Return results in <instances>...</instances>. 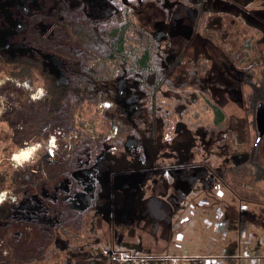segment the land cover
I'll return each instance as SVG.
<instances>
[{
    "label": "trees",
    "instance_id": "trees-1",
    "mask_svg": "<svg viewBox=\"0 0 264 264\" xmlns=\"http://www.w3.org/2000/svg\"><path fill=\"white\" fill-rule=\"evenodd\" d=\"M95 4V10H107L101 0ZM116 6H119V9L122 5ZM60 13L56 10L51 12L48 18L52 23L49 22L42 30L33 26V23L30 27L28 25L26 29L30 44L26 45L37 49L42 58L58 49L65 48V51L69 52V39L75 36L77 43L74 51H80L86 57L82 56V59L74 61L66 60L75 63L72 65L75 73L69 71L64 77V84L56 86L52 73H42L43 64L36 57L22 60L0 58V76H4V79L0 80V87L12 93V100L6 102V108L2 112V120L12 130L11 141L21 144L20 147L35 143L41 158L37 165L41 164L43 168H39L44 169L48 175L47 183H38L36 193L24 190L17 196L36 197L40 201L48 197L47 200H51L58 189L53 188L54 191L49 193V187L64 184L74 175V179H77L78 174L81 177L82 171L79 173V168L82 165L79 164V158L85 154L91 156H87V159L96 158L91 169L104 157L110 159L115 180L119 184H129L128 194L130 189L136 190L137 185L144 187L150 180L148 171L151 170L136 168L135 157L143 147L150 150L158 145L166 152H171L174 148L160 137L161 128L173 132L174 126H181L180 131L189 132L192 138L195 131L199 130L204 132L206 138L212 137L218 145H225L230 151L234 150L235 131L231 128L223 109L206 95L208 93L203 96L208 107L212 109V123L204 122L193 129L185 123L184 114L188 108L184 103V86H175L168 61L176 56H172L173 52L169 51L167 46L161 47L156 40L141 32V28L133 20L132 11L123 12L121 8L119 13H112L107 17L101 15L106 27L99 26L101 23L80 18L71 22V25L68 22L71 15L64 13L66 16L63 19L58 16ZM58 62L60 70L63 63ZM254 93L264 98V77ZM140 102L149 107L146 117H135L132 114ZM161 112L164 115H161ZM79 120L89 125L87 131L76 128L75 122ZM116 122L121 128L118 133ZM124 131H127V134ZM51 140L55 146L52 148V159L47 157L50 152L47 147ZM133 140H136L139 151L132 152L136 149L133 146L132 151L122 154L107 153L109 149L123 147ZM198 143L197 139L196 144L199 146ZM198 146L196 147L200 148ZM13 153L9 145L0 151V193L13 191V178H16L19 184L24 182L30 187L33 185V178L25 174L24 168L16 167L13 162L8 163L12 160ZM206 161L210 162V159ZM75 163L78 174H75ZM218 177L233 196L243 199L248 194L246 188L249 185L264 181V165L258 158L257 147L242 160L226 162ZM259 193L264 198V189H260ZM13 211L14 208L10 205L8 209L3 208V217H0V220H9ZM32 221H24L26 227L19 237L13 239L12 236H7V241L16 249L15 257L23 255L27 260L36 258L38 264H46L42 256L43 250H47L49 235L42 231L43 227L36 231L37 224ZM6 231V224H1L0 236ZM38 233L45 240L43 244L36 241ZM241 235L245 237L243 230ZM19 238L24 243L21 246L18 243ZM247 253L251 255L248 250ZM2 255L7 260L10 257L9 254ZM259 263L264 262L259 260Z\"/></svg>",
    "mask_w": 264,
    "mask_h": 264
},
{
    "label": "flooded vegetation",
    "instance_id": "flooded-vegetation-1",
    "mask_svg": "<svg viewBox=\"0 0 264 264\" xmlns=\"http://www.w3.org/2000/svg\"><path fill=\"white\" fill-rule=\"evenodd\" d=\"M11 1V0H10ZM14 1V2H12ZM11 2L5 4L3 1L0 3V33L4 36L6 35L8 41L13 46L19 47L20 53L13 56H8L3 54L0 51V58L7 60H22L24 58L36 57L42 62V73H46L47 75L53 74V82L56 86L65 83V76L69 71L75 73L72 69V65H75L74 62H66V60H80L83 55L80 51L75 50L76 38L75 36L69 39V52L64 49H58L52 51L51 54L45 55L42 58L38 55L39 51L35 49L33 46H27L26 43L30 44L28 39L27 29L32 25L37 26L40 30H42L45 26H48V23H52L48 18L51 15V12L54 10L61 12L58 16L60 18L65 17L66 15L63 11L70 12L71 15L68 18V22H76L80 19H88L93 22L101 23L99 26L106 27V23L103 21L101 15L110 16L112 13H119L121 11L128 12L132 11L134 14L142 8L144 5L148 3H153L156 8L161 10L165 15V20L172 21L179 10L187 13L188 19L185 34H179L181 37H187V42H191L193 39H198L201 41H208V47L210 45H218L220 48L221 54L218 56L216 61L211 66H207L204 63L202 57H196L195 55H191L184 46H180L175 44L174 37L171 35H163L159 36L152 32L149 29H146L142 26L136 24L133 16V20L135 24L141 28L142 33H146L149 37H152L154 40L158 42L161 47H168L169 51L173 52L172 56H176V58L168 60L170 63V72L175 86H184L185 91V106L188 108L186 113L184 114L188 121L189 128H195L197 125L202 124L204 122L212 123V115L207 118V115H204V109H207L212 112V109L208 107V103L206 102L203 94L209 96V98L218 104L222 109L223 106L220 105V102H216V99L212 95V88H217L218 90H223L226 88L227 90V82L229 80L238 81L245 83L249 87V92L245 98V108L246 111L251 115V124L255 127L256 137L253 141L251 150L257 147V150L260 146V143L264 140V135L257 140L259 132L256 126V110L259 103L264 102V98L262 96H257L254 91L260 85L261 79L264 77V52L263 56L260 59L254 61L256 56H251L250 58L246 56L244 49L245 45L241 47H236L232 45V43H225V38L220 36L221 31L217 32L212 31L207 23L214 18L219 12L216 9L222 8L218 0H150V1H142V0H123V2H119L115 0L114 2L111 0H101L106 6L107 9L104 12H100L95 10V4L98 0H12ZM16 1H20V3H15ZM26 1L27 3H25ZM134 1V3H130ZM258 2H264V0ZM230 2L238 4V1L231 0ZM244 2V1H243ZM249 0H246L243 5L244 12L248 6ZM122 5L121 8L117 9L116 5ZM30 5L28 9H24L23 6ZM255 6V5H254ZM231 7V6H230ZM38 10V11H37ZM192 11V13H191ZM63 12V13H62ZM229 12V11H228ZM82 13V14H81ZM176 13V14H175ZM67 13V15H69ZM133 14V15H134ZM175 14V15H174ZM174 15V17H173ZM173 17V18H172ZM219 19H222V16L219 14ZM64 19V18H63ZM62 19V20H63ZM257 23H261V26L264 27L263 21L256 19ZM263 23V24H262ZM72 25V23H71ZM190 25V26H189ZM180 25L177 26V29ZM69 28V26H68ZM24 34L26 36H24ZM264 36V31H263ZM202 43V42H201ZM93 55H96L92 52ZM76 55V58H75ZM86 57V56H85ZM228 61L232 64L233 74H229L224 72L221 69V66L225 63L223 61ZM60 61L62 66L60 67L61 71V79L55 76V72L53 71L54 67H58ZM222 63V64H221ZM236 71L238 73L236 74ZM63 80V81H60ZM178 90H180L178 88ZM175 92V91H174ZM194 102H200L203 105V108H197L195 110L190 111V106ZM149 107L145 105V103L140 102L136 106L135 111L132 114L135 117H146L148 115ZM224 111V109H223ZM206 113V112H205ZM226 114V112L224 111ZM164 115L163 112L160 113ZM184 116V117H185ZM228 118V122L231 126V119L228 114H226ZM186 123V122H185ZM116 132L118 133L120 126L119 123L116 122ZM190 124H194L195 126H191ZM232 128V127H231ZM181 126H174V131H165L161 128L160 137L163 138V141L169 143L170 146H173V151H167L161 148L160 146L152 147L150 150L147 147H143L141 152L135 157L137 160L134 162L136 168L151 170L149 172L150 179L155 177L153 181L148 180L145 183L144 187H136V190L130 189L129 194L127 193L129 184H117L115 180V175L112 173V164L110 159H101L99 160L94 169L92 168V163L95 159L86 158L82 162L81 168H79V173L82 171L81 177L77 172V164L74 166L78 174L77 179H74V176L66 181L64 184H55L49 187L48 192L52 193L54 191L53 188L58 189L56 193L51 197V200H47L48 197H45L43 201H40L36 197H30L31 199H38L41 202V208L35 212H31L30 215L26 217H20V212L16 209L14 201L11 202L14 197L17 196L20 191L27 190L31 191L29 188H23L18 190H13L7 194V198L5 202H9L8 205L14 208V211L9 215V220L2 221L0 220V225L6 224L8 231L3 236H0V264H38V260L36 258H32L31 260H27L25 256L15 257V248L7 241V236H12L13 239L19 237L22 230L26 227L24 225V221H32L30 219H34L36 221H32L37 224V230L43 227L42 231H46L49 235V243L47 244L46 249L43 250L44 263L46 264H112L118 261V254L115 251L114 247H108L104 243L105 238L95 239L97 237V231L99 230V222L94 213L90 211H82L80 209L74 208V206L67 201V194L71 195L78 188H88L90 186V197L94 199L95 197H99V193L101 194V188L103 186V178L108 182V185L112 187H120L118 190L112 192L111 195V187L109 190L110 197L107 208H110L111 212L109 215V225L107 230L102 232L103 234H107V237L110 235L111 231H115L116 225L121 222L124 224L127 220L125 217L119 218L120 216H125L127 212L133 211L135 208L140 209L144 215L159 217L160 219H147V221H160L169 220L173 218V214L175 212V208L177 205L184 203L185 205L194 204L195 206H199L200 209L207 211V206L209 205V197L201 195V193L206 194L209 192V189L212 187H219V184L222 182L219 179V175H221V171L225 165V161L231 162V158L236 153V150L230 151L225 145H218L212 137L206 138L204 132H200L196 130L195 136H191L189 132L180 131ZM235 131V129H234ZM127 134V131H124ZM235 131V137H236ZM142 134V133H140ZM128 139L131 140V137L128 136ZM197 139L199 141V146L196 144ZM135 147V151L131 150V147ZM196 146L200 147L197 148ZM225 146L228 154L226 155V160H221L219 162H214L212 157H217L218 150ZM264 147V141L262 143ZM218 147V148H216ZM131 150L132 152L139 151V147L136 143V140L127 142L123 147L112 148L107 151V153L112 155L122 154L125 151ZM230 154V155H229ZM229 155V156H228ZM248 153L246 154V156ZM258 155V154H257ZM244 156L243 158H245ZM48 158L54 157V150L48 152ZM91 157V156H88ZM259 157V156H258ZM210 159V162L206 160ZM103 160V161H102ZM260 160V158H259ZM109 161V162H108ZM238 161V160H237ZM261 161V160H260ZM236 162V161H233ZM262 163V162H261ZM264 165V163H262ZM131 166L132 163H131ZM37 167H42V165H37ZM40 168V169H41ZM84 168V169H83ZM42 171H38L37 169L32 170V173H38V180L35 181V184L38 185L39 182L47 183V173L44 169ZM183 171L186 175L185 179H181L177 176V174ZM210 174L212 179L210 181L205 179H200L205 182V185H199L200 180H195V176L198 174ZM113 176V178H112ZM188 178L192 179L190 181V186L185 190V186H187ZM34 180V179H33ZM219 182V183H218ZM72 184V189L65 192V188L68 190V185ZM214 184V185H213ZM185 185V186H184ZM33 186V185H32ZM81 186V187H79ZM150 186V189L147 187ZM224 186V184H223ZM131 187V186H130ZM32 188V187H31ZM37 188L32 191V193H36ZM200 194V196H192V194ZM21 197V196H20ZM19 197V198H20ZM200 197V198H199ZM234 198L240 200L238 197L234 196ZM16 199V198H15ZM155 199V203L153 206L150 205L151 201ZM198 200L195 202V200ZM117 205V206H116ZM71 209H70V208ZM194 207L189 209V212ZM243 206H240V217L243 215ZM69 209V210H68ZM243 209V210H242ZM73 210L72 212H70ZM220 208H216V212L218 213ZM126 214H125V213ZM217 215V214H216ZM3 217V215H0ZM134 218V214L128 216V222L131 224ZM74 222L76 224L74 225ZM19 223V224H18ZM115 223V224H114ZM14 232H18L17 234ZM33 234V233H32ZM35 234V233H34ZM35 236V235H34ZM120 234L113 235V240H119ZM106 237V238H107ZM48 237H45L47 239ZM28 239V238H27ZM36 241H40L42 244L45 241L39 233L36 236ZM19 245L24 244L19 238ZM103 245L104 249H110L107 254L103 255L98 250L97 247ZM9 251V252H8ZM3 254H9L10 257L5 259ZM115 253V254H114ZM2 255V256H1ZM3 257V259H2ZM65 258L67 263H63V259ZM70 257V260H68ZM55 258V259H52ZM8 261V263H6Z\"/></svg>",
    "mask_w": 264,
    "mask_h": 264
},
{
    "label": "rangeland",
    "instance_id": "rangeland-1",
    "mask_svg": "<svg viewBox=\"0 0 264 264\" xmlns=\"http://www.w3.org/2000/svg\"><path fill=\"white\" fill-rule=\"evenodd\" d=\"M3 1L5 4H7L12 0H0V3ZM20 1H16L15 3H20ZM230 1L231 0H218L222 8L216 10L222 16V19H219V14H217L207 23V26H209L214 32L220 30V36L225 38V43L230 42L236 47L245 45L244 52L246 56L250 58L251 56L255 55L256 58L254 61H256L263 56L264 52V27L261 26V23H257L256 20L259 19L264 23V2L249 0L248 6L244 12L242 7L246 0H236L242 7ZM24 2L27 3L26 1ZM29 6L30 5L23 6V8L28 9ZM187 15V13H183L182 10H179L174 19L171 22H167L165 20L164 13L156 8L153 3H148L147 5H144L142 8H140L136 14H134V20L137 25L149 29L159 36L166 34L175 36V44L184 46L191 55H195L194 59H196V57H202L204 63L207 66H211L221 54L218 45H210L209 48L208 41H204L203 39L199 41L195 38L189 43L187 42V37L179 36V34H185L187 32L185 31L187 26L185 23H187L188 19L190 18V16L188 18ZM178 25L180 26L177 29ZM20 50L21 49L19 47L10 44L6 35L4 36L0 33V51L3 54L13 56L19 54ZM222 63L225 64L221 66V69L226 73L233 74L234 68L232 64L226 60ZM231 67L233 70H231ZM53 71L56 74L55 76L61 79V71L59 68L54 67ZM237 73L238 71H236V74ZM3 79L4 76H0V80ZM227 83V90L226 88H224L222 91L218 90L217 88H212V95L216 99V102H220V105L223 106L226 114L230 116L231 127L237 132L235 137L236 145L234 147V151L236 150V153L230 159L231 162H233L242 160L243 157L251 151L253 141L256 137V130L254 125L250 122L251 115L246 111L245 108V98L249 92L248 85L240 82V80H229ZM3 89L4 88L0 87V151L3 150V147L7 145L11 146L14 154L11 156L12 160H10L8 163L13 162L15 164L16 161L18 164H22L15 165H17L16 167L24 168L26 172L25 174L34 179L33 186L31 188L24 182L19 184L16 178H13V190L15 187V190L29 188L31 191H34L37 188L35 181L38 180V173H32L31 169L42 171L39 167H37V164L41 161L38 153L39 150H37V148L31 147H35V143L32 145L25 144L24 147H20L21 144L11 141L10 135L12 130L5 122H3L2 112L6 108V102L8 103L12 100V93L8 90L4 91ZM197 108H203V105L200 102H194L190 106V111ZM204 110L206 113L203 112V114L207 115V118H209L212 115V112L207 109ZM184 120L186 123H188L186 116L184 117ZM190 125L195 126L194 124ZM75 126L76 128H82L85 131L89 129V125L87 123H83L81 120L75 122ZM263 141L260 143V146L257 150V154L259 156L258 158H260L262 163H264V147L262 146ZM47 148L48 151H50V149L52 150V148H55V146L51 142ZM94 151L95 150L92 152L93 156ZM227 154L228 152L226 147L223 146L221 150H218L216 155L217 157H211L216 163L222 159L226 160ZM88 155L89 154H85V156L79 158L80 165H82V162L87 158ZM92 159L96 158L93 157ZM226 162L228 161H225V163ZM177 176L181 179L186 178V175L183 171H180ZM26 178H28V176ZM154 179L155 177H152L150 180L153 181ZM196 179H205L210 181L212 177L210 174L201 173L195 176V180ZM191 180L192 179L188 178L186 181L188 185H184L185 190L188 188V186H190ZM116 183L119 184L118 181H116ZM199 185H205V182L200 180ZM73 186L75 187V185L69 184L68 190L65 188L66 194L67 191L69 192V190L73 188ZM109 186L111 187V195L112 192L118 190L121 187H112L111 185H108V182L103 178V186L100 191L101 194L99 193V196L102 197L101 199L99 197L91 199L89 185L86 189L78 188L71 195L68 193L66 198L67 201L74 206V208L80 209L82 211L87 209L86 211H90L96 215L99 222V230L97 231L98 235L95 237V239L104 237V243L106 246H113L117 252L116 254H118L119 257L118 261L112 264L241 263L249 257L247 254V249L244 246L247 245L248 241L252 239L253 234L256 235L255 238L258 239V234L261 230L256 225L251 227L250 222L252 218H254V222L257 224L258 222H262L264 220V198H262L259 193L260 189L261 191L264 189V181L249 185L246 188L248 194L240 200L234 198L231 191L225 188L222 184H219L218 188L211 187L209 192L206 194L201 193V195H205L210 199L209 205L207 206V211L200 209L199 206H195L194 204L185 205L184 203H181L176 206L173 218H170L169 220H162L163 222H151L149 220L147 221V219L160 218L144 215L140 209L137 210L135 208L133 211L129 210L127 214L124 212L126 214L125 216L123 215L119 217H125L127 221L124 224H122L120 221H116L115 223L120 224H117V229L115 231H111L110 235L107 237V234H103L102 232L107 230L110 220L109 215L111 210L110 208H107L110 197ZM147 189H150V186H148ZM201 195L193 193L191 197H202ZM4 197V200L0 202V210H2L0 211V215H3V208L8 209L9 202H5V199L7 198L6 193L4 194ZM13 197L14 199L11 202L14 201L16 209H18L20 212V217H26L30 215L31 212H35L40 209L42 206L38 199H31L30 197ZM197 201L198 200L196 199L195 202ZM154 203L155 199L151 201L150 205L153 206ZM240 206H243L244 208L247 206V211L243 210L244 208L242 209L243 215L241 217L239 211ZM191 207L194 208L191 210V212H189ZM216 208H220L218 213L216 212ZM131 214H134V218L130 224L128 222V216ZM235 220L236 222L234 223ZM226 222L231 228L233 227L234 223L237 229L236 231L230 229L231 233L227 235V237H224L225 233L228 232L229 229V227L225 226V224L227 225ZM75 224L76 222H74V225ZM242 230L245 233V237L238 239V237L240 238L242 234ZM116 234L121 235L117 241L113 240L112 238L113 235ZM234 237H237L236 240L239 245H243L241 252L238 253H240L244 258L239 259L238 261L230 259L232 256L231 251H226L225 248L226 245L231 243ZM215 240H217V244H214ZM251 241L249 243L250 245H252ZM103 245L104 244L98 246L97 250L101 254L105 255L110 249H104ZM253 255H255V253H253ZM259 255L262 256L263 254ZM62 259L63 263L69 262L62 257L59 260ZM68 260H70V257H68Z\"/></svg>",
    "mask_w": 264,
    "mask_h": 264
},
{
    "label": "crops",
    "instance_id": "crops-1",
    "mask_svg": "<svg viewBox=\"0 0 264 264\" xmlns=\"http://www.w3.org/2000/svg\"><path fill=\"white\" fill-rule=\"evenodd\" d=\"M246 207L244 208L245 211ZM254 217V216H253ZM242 221V220H241ZM236 222V220L234 221V223ZM227 223V222H226ZM233 223V227L231 228L228 223L227 225L225 224L226 227H229L228 232L225 233L224 237H227V235H229L230 229H233V231H236L237 227L234 225ZM251 227H253L254 225L258 226L259 229H261L258 234V239H256V235L253 234L252 239L253 241H251L252 245H250V241H248V244L245 245L244 247H246V249L249 251L250 249V253H251V257H248L246 260L242 261L241 263H237V262H233V263H226V264H251V263H259L258 260H264V220L261 222L255 223L254 222V218H252L251 222ZM241 225V224H240ZM225 227V228H226ZM235 234V232H234ZM238 237V236H237ZM237 237H234V239L231 241V243H229L228 245H226V251H231L232 256L230 257V259L238 261V257H242L240 253L241 252V248L243 247V245H239L237 242ZM243 238V235L240 236V238L238 237V239ZM208 244V243H207ZM214 244H217V240H215ZM252 246V247H251ZM230 249V250H229ZM253 253H255V255H253ZM248 254V253H247ZM259 254H263L262 256H260ZM249 255V254H248Z\"/></svg>",
    "mask_w": 264,
    "mask_h": 264
},
{
    "label": "water",
    "instance_id": "water-1",
    "mask_svg": "<svg viewBox=\"0 0 264 264\" xmlns=\"http://www.w3.org/2000/svg\"><path fill=\"white\" fill-rule=\"evenodd\" d=\"M256 126H257V130L259 132V135H258L256 141H259V139L264 135V102L259 103L257 106Z\"/></svg>",
    "mask_w": 264,
    "mask_h": 264
},
{
    "label": "built area",
    "instance_id": "built-area-1",
    "mask_svg": "<svg viewBox=\"0 0 264 264\" xmlns=\"http://www.w3.org/2000/svg\"><path fill=\"white\" fill-rule=\"evenodd\" d=\"M51 142L53 143V140H51V141H49V144H51ZM48 144V145H49ZM31 147H33V148H36V146L34 147V146H31ZM52 150L50 149V152H51ZM14 154V153H13ZM12 154V155H13ZM15 156V155H14ZM16 156H17V154H16ZM15 164H18L16 161H15ZM18 165H22V164H18ZM0 194H5V192H2V193H0ZM4 198L5 197H3V200H4ZM250 257V256H249ZM257 261H259L258 259H257ZM263 262H264V260H262ZM194 264H198V263H194ZM204 264H222V263H204ZM252 264H264V263H252Z\"/></svg>",
    "mask_w": 264,
    "mask_h": 264
},
{
    "label": "clouds",
    "instance_id": "clouds-1",
    "mask_svg": "<svg viewBox=\"0 0 264 264\" xmlns=\"http://www.w3.org/2000/svg\"><path fill=\"white\" fill-rule=\"evenodd\" d=\"M4 194H0V202L3 201Z\"/></svg>",
    "mask_w": 264,
    "mask_h": 264
}]
</instances>
